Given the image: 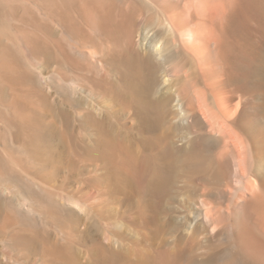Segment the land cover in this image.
Instances as JSON below:
<instances>
[{
    "label": "rangeland",
    "instance_id": "374dc122",
    "mask_svg": "<svg viewBox=\"0 0 264 264\" xmlns=\"http://www.w3.org/2000/svg\"><path fill=\"white\" fill-rule=\"evenodd\" d=\"M80 1L3 3L0 264H164L170 256L172 264H179L182 250L186 256H205L216 239L209 232L192 231L196 222L213 212L199 205L198 194L210 186L213 190L216 176L226 179L225 167L216 161L213 171L209 167L201 171L192 163L178 161V150L189 148L203 131L220 143L224 134H231L228 140L239 143L234 144L239 150L248 143L259 145L253 168L264 175V88H251L244 95L238 91L225 103L229 94L223 88L202 80L190 83L194 109L175 94L161 116L148 121L140 97L115 63L106 59L94 69L77 52V48L96 51L99 54L97 58L92 54L93 60L103 54L110 58L130 43L117 38L110 26H105L107 30L93 24L82 10L85 1ZM130 1L152 7L149 0L108 2L118 12ZM154 33L140 28L132 45L142 51L161 45ZM173 79L160 74V91L174 95ZM211 90L217 94L218 106L229 109L236 122L215 108ZM229 173L226 176L231 179ZM256 173L244 178V183H252L250 189L259 183L261 176ZM164 175L167 182L171 179L168 191L160 181ZM236 179L232 177V184L239 183ZM244 193L241 189L239 197ZM256 214L253 210L254 219Z\"/></svg>",
    "mask_w": 264,
    "mask_h": 264
},
{
    "label": "bare ground",
    "instance_id": "6f19581e",
    "mask_svg": "<svg viewBox=\"0 0 264 264\" xmlns=\"http://www.w3.org/2000/svg\"><path fill=\"white\" fill-rule=\"evenodd\" d=\"M84 1L82 10L93 24L104 26L107 30L105 26H110L117 33V38L124 37L130 43L128 42L121 52L110 58L103 54L101 59L93 60L92 54L98 57L99 53L96 51L92 53L77 48V52L94 69H98L99 63L104 65L106 59L115 63L124 79L132 85L133 92L140 97L141 109L148 121L150 119L156 121L166 103L173 99L175 94L186 98L188 107L194 109L190 91L193 89L187 87L190 83L196 85L202 80L213 88H223L221 91L229 94L226 95L228 98L225 103L238 91L244 95L251 88L255 90L264 88L262 85L264 70H261L263 67L261 68L259 63L262 55L261 45H264V28H261V21L264 19V0H149L153 8L145 2L131 4L130 1L128 6L119 8L118 12H115L114 5L110 6L109 0ZM3 3L4 0H0V16L3 12ZM156 5L158 8H155ZM142 27L154 30L156 38L153 39L159 41L161 45L155 42V49L153 46L150 48L146 46L145 51L132 45L133 37ZM261 58V62L264 61V55ZM162 73L169 78H175L171 83L176 85L174 95L165 94L158 88ZM258 76L262 79L256 80L252 85L251 81ZM156 92H161L160 96L158 94L159 97L149 98L156 95L154 94ZM211 94L216 98L212 103L220 114L236 122L237 119L234 114H230L229 109L218 106L214 90H211ZM217 115L219 114H216V117ZM203 132L189 148L178 150L177 160L192 163L196 169L201 168V171L207 167H209L207 170L212 169L216 161L222 164V168L225 167V170L223 169L225 172H222L225 173V181L215 174L216 178L211 176L216 180L213 181L215 188L212 190L210 188L212 186H208L210 189L206 187L208 190L205 188L203 194H198V197H202L199 205L209 206L213 213L207 214L206 220L196 222L192 231L198 233L203 230L205 235L209 232L210 236L216 239V243L213 242L210 248L208 246L209 252L207 250V254L201 257L186 256L185 252L180 250L179 264H264V175H259L253 168L255 152L259 151L257 147L259 145L250 146L248 140V144L241 141L247 145L242 151L237 148L239 145L235 147L237 142L234 146L233 142L228 140L231 134H224L220 143L217 138ZM105 142L113 143L111 139H106ZM236 158L239 161L238 165ZM240 167L245 169L242 170ZM227 172H231L232 177L234 176V179L236 177L239 183L232 184V177L228 178ZM254 172L259 175L257 177H261L257 178L259 183H255V187L250 189L252 183H244V178L255 175ZM160 181L163 190L168 191L166 185L169 181L167 182L166 175L162 176ZM223 185L227 186L224 188ZM227 187L229 191L226 190ZM241 189H244L245 193L239 197ZM223 205L229 210L227 211ZM253 210L257 212L255 219L252 216ZM255 230L258 231L257 234ZM226 233H231V237L227 238ZM171 259V256L165 258L164 264H172Z\"/></svg>",
    "mask_w": 264,
    "mask_h": 264
}]
</instances>
